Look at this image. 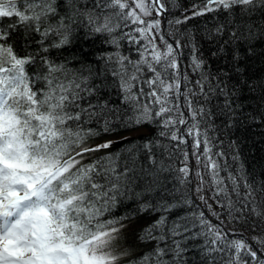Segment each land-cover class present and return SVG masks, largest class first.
Here are the masks:
<instances>
[{"label":"snow or ice","instance_id":"6c2138e0","mask_svg":"<svg viewBox=\"0 0 264 264\" xmlns=\"http://www.w3.org/2000/svg\"><path fill=\"white\" fill-rule=\"evenodd\" d=\"M259 41L264 0H0V264H264Z\"/></svg>","mask_w":264,"mask_h":264},{"label":"trees","instance_id":"16d2710c","mask_svg":"<svg viewBox=\"0 0 264 264\" xmlns=\"http://www.w3.org/2000/svg\"><path fill=\"white\" fill-rule=\"evenodd\" d=\"M192 2L193 0H180L182 5ZM190 24L193 26L199 24L201 28L204 27V25L200 23V19L192 20ZM192 30L194 31L195 29L193 28ZM97 46L99 47L100 45ZM256 48L258 55L252 58L249 64V71L254 77L253 83H260L264 81V56H260L259 53L264 52V41L257 42ZM245 95L256 96L258 93H245ZM246 103L255 105L256 101L254 99H249ZM221 139L224 141L223 148L226 152L228 151V142L230 140H235L237 142L244 169L249 178L255 182L254 186H258L261 181H264V128L252 127L250 130L247 128L233 129L223 133ZM194 164L195 161L193 160V165ZM205 179H207V177H205ZM205 187L207 188V185ZM259 199L260 196L258 195L257 200ZM197 203H199L198 200ZM201 207H203V205H201ZM244 236L251 240L249 231H245Z\"/></svg>","mask_w":264,"mask_h":264},{"label":"rangeland","instance_id":"374dc122","mask_svg":"<svg viewBox=\"0 0 264 264\" xmlns=\"http://www.w3.org/2000/svg\"><path fill=\"white\" fill-rule=\"evenodd\" d=\"M143 134H146V133H144V132H141V133H138V134H136V135H143Z\"/></svg>","mask_w":264,"mask_h":264}]
</instances>
